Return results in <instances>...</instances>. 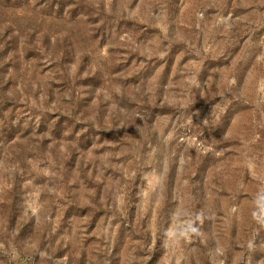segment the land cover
Here are the masks:
<instances>
[{
  "label": "rangeland",
  "instance_id": "rangeland-1",
  "mask_svg": "<svg viewBox=\"0 0 264 264\" xmlns=\"http://www.w3.org/2000/svg\"><path fill=\"white\" fill-rule=\"evenodd\" d=\"M2 6L0 264H264V0Z\"/></svg>",
  "mask_w": 264,
  "mask_h": 264
},
{
  "label": "trees",
  "instance_id": "trees-1",
  "mask_svg": "<svg viewBox=\"0 0 264 264\" xmlns=\"http://www.w3.org/2000/svg\"><path fill=\"white\" fill-rule=\"evenodd\" d=\"M8 1H12V0H0V9L3 7V6H2V3H6V2H8ZM2 15H3V14H2ZM24 23H25V22H24ZM22 25H23V23L20 24L19 27H21ZM19 29H20V28H19ZM13 30H15V29L13 28L12 23L6 22V21L3 20L2 18H0V40H1V39L6 40L7 37L9 36V34H10V36H11V33H12ZM13 32H14V31H13ZM12 35H13V33H12ZM8 38H9V37H8Z\"/></svg>",
  "mask_w": 264,
  "mask_h": 264
}]
</instances>
